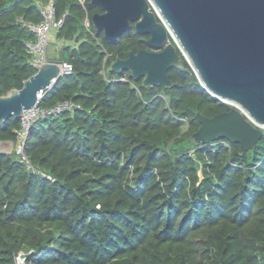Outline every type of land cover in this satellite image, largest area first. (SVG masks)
<instances>
[{
    "label": "trees",
    "instance_id": "obj_1",
    "mask_svg": "<svg viewBox=\"0 0 264 264\" xmlns=\"http://www.w3.org/2000/svg\"><path fill=\"white\" fill-rule=\"evenodd\" d=\"M49 1L0 0V96L36 73L24 22L40 23ZM54 2L66 15L57 62L73 72L39 104L81 108L33 126L26 154L39 172L15 149L0 154V264H16L21 251L27 264H264V135L243 152L226 139L197 144V114L213 118L231 105L187 62V71H168L170 87L116 73L113 62L149 48V36L131 23L109 42L92 24L103 12L92 0ZM104 67L128 82L109 83ZM20 126L0 121V140L16 142Z\"/></svg>",
    "mask_w": 264,
    "mask_h": 264
},
{
    "label": "water",
    "instance_id": "obj_2",
    "mask_svg": "<svg viewBox=\"0 0 264 264\" xmlns=\"http://www.w3.org/2000/svg\"><path fill=\"white\" fill-rule=\"evenodd\" d=\"M103 12L92 16L94 28L109 42L131 30L149 35L154 49L117 58L112 70L129 71L145 86L170 87L168 71H187V62L202 87L232 106L213 118L197 114V144L226 139L253 149L264 135V0H92ZM171 39L173 42H171ZM178 50L184 56L181 59ZM36 73L22 89L0 96V121L21 119L44 91L61 78L60 62L35 64ZM15 142L0 140V154Z\"/></svg>",
    "mask_w": 264,
    "mask_h": 264
},
{
    "label": "built area",
    "instance_id": "obj_3",
    "mask_svg": "<svg viewBox=\"0 0 264 264\" xmlns=\"http://www.w3.org/2000/svg\"><path fill=\"white\" fill-rule=\"evenodd\" d=\"M39 10L42 17L40 23L34 24V23L24 22V26L30 31H32L35 35L34 41H28L26 43L29 53H31L35 57L34 60L35 64H40L48 61V59L46 58V51L50 40V34L52 31L57 32L58 30H60L64 25L66 18V15H64L61 18L58 17L54 0H50L48 3L41 4ZM84 24L86 29L90 32V34L97 40L94 33L91 31V22L88 18H86ZM60 69H61V77L65 75H69L73 72L72 65L66 62L60 63ZM102 73L105 76V79L109 83L128 82L126 76L109 77L108 71L106 70L105 67ZM40 99L39 102L32 109L26 110L24 112V116L21 118V126L18 130H16L17 139L14 146L16 153L25 162L28 170H31L35 173L39 171L36 170V168L33 166V164L31 163V161L29 160L26 154V144L28 140L31 138V131L33 126L39 122L47 121L51 118L57 117L66 112L73 113L75 110L81 108L80 105L74 103L73 101H65L58 103L53 107L43 108L39 104ZM44 175L47 176L46 174ZM47 177L52 182H55V180L52 179V177L50 176ZM27 259H28L27 253L21 251L19 254L16 255L15 263L27 264Z\"/></svg>",
    "mask_w": 264,
    "mask_h": 264
},
{
    "label": "rangeland",
    "instance_id": "obj_4",
    "mask_svg": "<svg viewBox=\"0 0 264 264\" xmlns=\"http://www.w3.org/2000/svg\"><path fill=\"white\" fill-rule=\"evenodd\" d=\"M63 49L64 42H59L56 38V31H52L46 51V58L48 60L60 61L65 57Z\"/></svg>",
    "mask_w": 264,
    "mask_h": 264
},
{
    "label": "flooded vegetation",
    "instance_id": "obj_5",
    "mask_svg": "<svg viewBox=\"0 0 264 264\" xmlns=\"http://www.w3.org/2000/svg\"><path fill=\"white\" fill-rule=\"evenodd\" d=\"M134 23H135V22H134ZM148 36H149V35H148ZM149 38H150V36H149ZM149 38H148V39H149ZM147 45H148V44H147ZM148 47H149V46H148ZM147 49H151V50H154V49H152V48H150V47H149V48H147Z\"/></svg>",
    "mask_w": 264,
    "mask_h": 264
}]
</instances>
